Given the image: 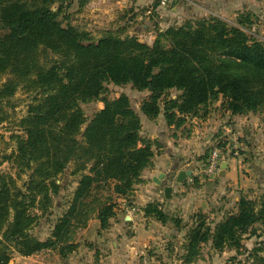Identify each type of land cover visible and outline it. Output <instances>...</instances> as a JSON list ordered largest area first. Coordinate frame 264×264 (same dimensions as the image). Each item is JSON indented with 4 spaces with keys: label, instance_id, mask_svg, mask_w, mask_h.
I'll return each instance as SVG.
<instances>
[{
    "label": "trees",
    "instance_id": "16d2710c",
    "mask_svg": "<svg viewBox=\"0 0 264 264\" xmlns=\"http://www.w3.org/2000/svg\"><path fill=\"white\" fill-rule=\"evenodd\" d=\"M53 1L33 7L0 0V79L6 77L0 105L10 104L20 88L34 95L19 121L25 135L14 137L15 150L0 162L11 166L0 172V264H9L13 254L30 257L46 250L67 258L78 247L73 235L80 217L96 218L101 230L108 229L115 199L127 197L151 166L154 144L140 135V114L125 95L100 99L105 84L147 91L140 113L149 120L162 114L175 128L218 100L235 116L264 108V46L242 29L209 18L159 31L150 45L110 33L93 40L58 20L48 6ZM172 90L179 93L175 98L168 96ZM94 101L103 108L87 119L80 105ZM1 107L3 124L7 115ZM68 169L76 177L73 198L50 236L40 240L30 232ZM144 213L183 226L157 202ZM204 219L197 214L186 231L185 264L196 260L203 244L214 250L238 245L240 234L264 221V194L258 204L241 198L236 211L213 227Z\"/></svg>",
    "mask_w": 264,
    "mask_h": 264
},
{
    "label": "rangeland",
    "instance_id": "374dc122",
    "mask_svg": "<svg viewBox=\"0 0 264 264\" xmlns=\"http://www.w3.org/2000/svg\"><path fill=\"white\" fill-rule=\"evenodd\" d=\"M23 1L33 7H39L40 5V0ZM95 1L97 0H94L93 3L97 5ZM157 1L159 0H111L116 7L111 12L113 17L103 20L94 17L96 15L92 8H97V6L89 0H54L48 3V6L53 12L58 13V20L78 31L85 32L93 40L110 33L117 37H135L139 42L150 45L159 31H164L170 27H180L187 21L194 22L201 19L216 18L242 29L250 38L255 39L264 46V0H178L174 5L161 9L156 8ZM103 3H100V5H103ZM124 5L127 6L123 8ZM201 6H205L207 11H203L204 9ZM151 7L153 8L152 14L144 17L142 21H138L137 17ZM188 7H191L193 11L188 13ZM176 9L177 12H174ZM183 10L186 11L185 16ZM5 79L6 77L0 79V85L4 83ZM178 94L177 91L172 90L168 93V96L175 98ZM120 95L128 97L132 108L140 113V104L149 96V93L147 91L137 92L130 85L115 86L107 83L104 85L100 99L112 100ZM33 97V94L26 93L20 88L10 99V104L2 103L0 105L2 106V112L7 115L6 122L0 124V162L15 150L16 140L14 137L25 135L22 127L19 126V121L26 117L27 107L32 102ZM80 108L85 117L90 119L103 108V104L100 101H94L81 104ZM223 109L227 112L225 108ZM198 115H201V112ZM238 116L240 120L237 124L241 129L232 133L235 136L233 140H228L223 144V140L219 139L212 147L207 149L205 155L202 154L200 157L196 155L199 158L195 161V168L190 170L191 175L188 177L190 179L187 180L188 183L185 186H182L181 192H178L180 202L177 203V210L181 212L189 207L191 213L201 214L205 218V224L212 227L223 218L222 216L219 220L217 217L222 210H225V214L235 212L241 198L255 201L258 204L260 197L264 194V108H258L255 111L245 112ZM187 121L185 120V122ZM185 127L187 129L189 126ZM188 131L191 133L190 129ZM226 145H228L227 148ZM213 148L219 149L224 157L221 160V165L228 158L239 161L237 170L238 185H234L237 197L236 203L232 200L233 195L229 196L230 198L227 197L226 189L228 187L219 186L220 176L207 178L201 170ZM221 165L218 171L221 170ZM10 167L8 163H2L0 172H9ZM70 172L71 170L68 169L60 177L57 182L60 185L59 192L56 195H49L50 203L46 212L30 232L40 240H45L50 236L54 223L64 215L71 203L76 188V177L71 176ZM25 180L26 177L23 176L22 180L18 181V186H21ZM230 191H232V187ZM131 194L129 193L127 197L123 198L127 199ZM187 195H190L188 201L183 202L184 200L181 198L185 199ZM223 199H229V202H223ZM168 203H170V200ZM126 204H129V202L127 201ZM200 204L203 205L202 208L199 207ZM114 210L115 216L109 220L108 228L112 226L113 219L116 218V214L121 209L116 207ZM202 210L206 212L203 213ZM35 211L38 215L42 214L39 210ZM194 220L195 217L192 219L186 218L185 226L192 225ZM88 221L85 222L84 218L80 217V224L75 223L77 226L73 235L74 242L78 240L79 233L84 228L83 225H87ZM185 234L181 236L182 240ZM238 238V245L232 243L220 250L209 249L208 244L201 245L196 264H264V221L256 222L246 233L240 234ZM179 242L176 245L179 246V249L181 246L180 250L184 252V241H181L180 244ZM77 245L78 249L81 244ZM173 246L171 244L169 249H165L166 256H164V253H160L156 247L151 246L145 249L138 256L141 264H145V260L146 264H180L177 258L176 262L173 258ZM77 249L75 252H77ZM50 251L53 252L51 255L52 263L54 261L57 264V262L64 260L56 250ZM15 255L13 254L12 259ZM55 256H58L59 260ZM201 259L205 260L199 261ZM181 264H185L182 259ZM188 264H192V262Z\"/></svg>",
    "mask_w": 264,
    "mask_h": 264
},
{
    "label": "crops",
    "instance_id": "0c3cea01",
    "mask_svg": "<svg viewBox=\"0 0 264 264\" xmlns=\"http://www.w3.org/2000/svg\"><path fill=\"white\" fill-rule=\"evenodd\" d=\"M93 1L89 0L91 3ZM95 2L97 5L93 4L97 8H92L96 15L94 17H99L98 20L111 19L113 17L111 12L116 7L111 0H97ZM102 2H104L103 5H100ZM126 6L124 5L123 8ZM201 7L204 9L203 11H207L205 6ZM175 11L177 12V9ZM187 11L190 13L193 9L188 7ZM185 15L186 11H184ZM221 104L222 101L218 100L208 105L201 112V115L186 119L188 121L179 128L167 126L162 114L155 120H149L139 113L141 119L140 135L154 144L152 147L151 166L143 171L140 177L141 182L134 186L131 196L127 199H115L116 207L121 210L118 211L116 218L113 219L112 226L106 230H101L100 223L96 218L89 220L87 225L80 231L78 240L75 242L76 244H81L77 252H73L62 262H57V264H141L138 256L145 249L151 246L156 247L160 253L162 252L166 256L165 249H169L171 244L174 245L173 258H175V262L177 258L181 264L184 252H181V246L179 249L176 244L179 241H184L181 236L191 226H185L186 218L192 219L197 214L191 213L189 207L181 212L177 210V203L180 202L178 192H181L182 186H185L190 178H185L182 184L176 183L175 179L179 172L193 170L196 166L195 161L197 158L202 154L205 155L207 149L212 147L217 140L221 139L223 144H225L226 141L233 140L235 136L232 133L235 130L240 131L241 128L237 124L240 117L224 111ZM185 126L189 127L186 129ZM189 129L191 133H189ZM230 134L232 136H229ZM196 155L199 157H196ZM223 163H225V168H221L217 174L218 177L220 176L218 180L219 186L228 187L226 189L227 197L230 198L229 196L233 195L232 200L236 203L237 197L234 185H238L237 170L239 161L234 158H228ZM157 179L160 182L159 184L155 182ZM166 186L172 189L170 203L165 200L163 194ZM231 187L232 191H230ZM189 197L190 195H187L185 199H181L186 202ZM127 201L129 204H126ZM222 201L229 202V199H223ZM153 202L159 203L168 217L180 218L183 226L180 229L175 228L170 223L162 224L153 217L145 215L144 208ZM202 206L201 204L199 205L201 208ZM202 212L205 213L206 211L202 210ZM224 214L225 210H222L221 214L217 216L219 220L222 216L224 217ZM207 246L211 249L210 243ZM52 254L53 252L51 253L50 250L30 257H22L16 254L9 264H55L54 261L53 263L51 262ZM55 257L59 258L58 256ZM204 260L201 259L199 261ZM197 261H193L192 264H196Z\"/></svg>",
    "mask_w": 264,
    "mask_h": 264
},
{
    "label": "built area",
    "instance_id": "2783aa9c",
    "mask_svg": "<svg viewBox=\"0 0 264 264\" xmlns=\"http://www.w3.org/2000/svg\"><path fill=\"white\" fill-rule=\"evenodd\" d=\"M178 0H159L157 1L156 8H168L172 5H174ZM153 8H147L145 12L137 17L138 21H142L144 17H148L152 14ZM224 157L221 153V151L217 148L211 149V151L208 154L207 159L202 165V172L207 178H213L218 174L219 167L221 165V160H223ZM146 264V260L144 262Z\"/></svg>",
    "mask_w": 264,
    "mask_h": 264
},
{
    "label": "water",
    "instance_id": "95a60500",
    "mask_svg": "<svg viewBox=\"0 0 264 264\" xmlns=\"http://www.w3.org/2000/svg\"><path fill=\"white\" fill-rule=\"evenodd\" d=\"M221 168H222V169L225 168V163H222ZM190 175H191V171H181V172H179V174L177 175V177H176V179H175V182L181 184V183H183V181L185 180V178L189 177ZM155 182H156L157 184L160 183L158 179L155 180ZM170 182H171V181H170ZM170 182H169V183H170ZM171 190H172V189H171V187H169V186H166V187L164 188L163 194H164V198H165V200H166L167 202H169V200H171V198H172V196H171ZM167 207H168V205H167Z\"/></svg>",
    "mask_w": 264,
    "mask_h": 264
}]
</instances>
